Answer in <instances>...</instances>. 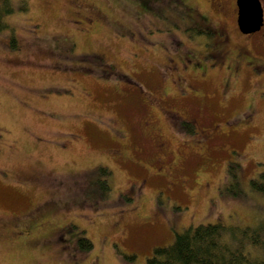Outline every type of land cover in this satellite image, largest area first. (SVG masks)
Returning a JSON list of instances; mask_svg holds the SVG:
<instances>
[{
    "label": "rangeland",
    "instance_id": "374dc122",
    "mask_svg": "<svg viewBox=\"0 0 264 264\" xmlns=\"http://www.w3.org/2000/svg\"><path fill=\"white\" fill-rule=\"evenodd\" d=\"M222 3L0 0V264H148L188 225L264 226V27Z\"/></svg>",
    "mask_w": 264,
    "mask_h": 264
},
{
    "label": "trees",
    "instance_id": "16d2710c",
    "mask_svg": "<svg viewBox=\"0 0 264 264\" xmlns=\"http://www.w3.org/2000/svg\"><path fill=\"white\" fill-rule=\"evenodd\" d=\"M14 45L13 42L10 43ZM182 127L194 131L191 121L182 120ZM234 166L237 162H229L227 174L235 178ZM103 174L101 189L97 192L105 195L108 192L107 175L110 169L104 165L99 167ZM98 180V181H99ZM250 189L264 194V172L258 173L256 178L249 181ZM236 192V191H235ZM264 227L261 224L253 226L244 225L232 228L221 221L198 223L188 225L180 232H176L172 241L167 245L154 246L152 254L147 257L148 264H264V237L259 234V229ZM238 228L243 233H248L249 244L245 245L240 237L229 230ZM78 249H89L92 242L81 230V235L76 238ZM81 251V250H80ZM133 258V255L127 256Z\"/></svg>",
    "mask_w": 264,
    "mask_h": 264
},
{
    "label": "flooded vegetation",
    "instance_id": "af4514ba",
    "mask_svg": "<svg viewBox=\"0 0 264 264\" xmlns=\"http://www.w3.org/2000/svg\"><path fill=\"white\" fill-rule=\"evenodd\" d=\"M208 1L209 0H205ZM237 0H231V4L229 6V8L227 9L229 16L231 17V19L233 20L234 26L235 28L239 31V33L241 35H251L256 31L261 30L264 27V11H263V22L260 26V28L256 31L253 32H249V33H243L239 30L238 27V23H237V4H236ZM211 2L213 3V5L215 6V8L217 9H224V4L222 3L223 0H211ZM262 5V3H261ZM263 8V7H262ZM187 9L193 14V16H191L192 20H195L196 22H198L200 25L198 26L199 28L197 29L198 32L202 33L205 32L206 34H210L212 35V37L214 38V43L216 44L215 48V52H219V50L221 49V44L226 40L227 38V33L225 30V24L220 23V24H216L213 21H210V19L207 17V15H205L204 13H201L199 10H197L195 7H187ZM203 34V33H202ZM237 50V49H236ZM234 53V52H233ZM234 54H238V52H235ZM238 57H243L245 58L244 60L249 63L250 61H248L247 55L245 54V52L243 50H240L239 55H237ZM216 61L220 64L222 63L221 59L219 58V56L216 58ZM175 114V112H171V115ZM169 188H172V184L173 182L170 180L169 181ZM34 223V220H31L28 224L32 227Z\"/></svg>",
    "mask_w": 264,
    "mask_h": 264
},
{
    "label": "water",
    "instance_id": "95a60500",
    "mask_svg": "<svg viewBox=\"0 0 264 264\" xmlns=\"http://www.w3.org/2000/svg\"><path fill=\"white\" fill-rule=\"evenodd\" d=\"M237 23L243 33L256 31L263 22L260 0H237Z\"/></svg>",
    "mask_w": 264,
    "mask_h": 264
}]
</instances>
